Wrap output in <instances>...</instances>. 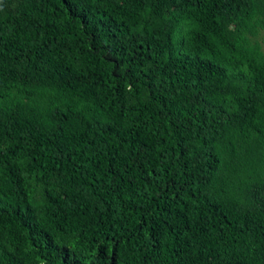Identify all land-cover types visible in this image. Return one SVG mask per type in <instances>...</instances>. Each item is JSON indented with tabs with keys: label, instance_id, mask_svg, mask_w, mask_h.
<instances>
[{
	"label": "trees",
	"instance_id": "1",
	"mask_svg": "<svg viewBox=\"0 0 264 264\" xmlns=\"http://www.w3.org/2000/svg\"><path fill=\"white\" fill-rule=\"evenodd\" d=\"M264 0H0V264H264Z\"/></svg>",
	"mask_w": 264,
	"mask_h": 264
},
{
	"label": "rangeland",
	"instance_id": "2",
	"mask_svg": "<svg viewBox=\"0 0 264 264\" xmlns=\"http://www.w3.org/2000/svg\"><path fill=\"white\" fill-rule=\"evenodd\" d=\"M263 46H264V36H263Z\"/></svg>",
	"mask_w": 264,
	"mask_h": 264
}]
</instances>
